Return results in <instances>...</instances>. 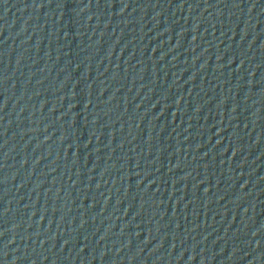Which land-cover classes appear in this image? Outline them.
<instances>
[{
	"label": "water",
	"instance_id": "1",
	"mask_svg": "<svg viewBox=\"0 0 264 264\" xmlns=\"http://www.w3.org/2000/svg\"><path fill=\"white\" fill-rule=\"evenodd\" d=\"M0 264H264V0H0Z\"/></svg>",
	"mask_w": 264,
	"mask_h": 264
}]
</instances>
